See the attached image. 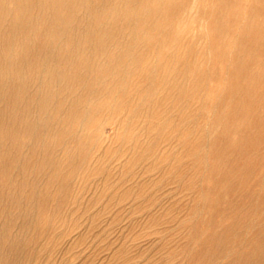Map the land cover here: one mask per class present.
Returning <instances> with one entry per match:
<instances>
[{
  "label": "bare ground",
  "instance_id": "bare-ground-1",
  "mask_svg": "<svg viewBox=\"0 0 264 264\" xmlns=\"http://www.w3.org/2000/svg\"><path fill=\"white\" fill-rule=\"evenodd\" d=\"M262 101L264 0H0V264H18L28 248L14 230L23 209L41 235L76 178L107 179L116 164L148 173L169 159L178 180L203 169L213 181L202 195L209 212L240 214L209 232L196 258L214 264L230 235L232 258L221 264H264V168L256 177L254 167L264 153L253 151L264 149ZM106 123L115 148L103 146ZM224 192L235 199L220 208ZM245 206L260 211L255 225L239 220Z\"/></svg>",
  "mask_w": 264,
  "mask_h": 264
},
{
  "label": "rangeland",
  "instance_id": "rangeland-1",
  "mask_svg": "<svg viewBox=\"0 0 264 264\" xmlns=\"http://www.w3.org/2000/svg\"><path fill=\"white\" fill-rule=\"evenodd\" d=\"M194 14L196 16H199V11H194ZM261 104L262 105H260L259 107L260 108L264 107V101H262ZM100 135H101L102 140L104 141L103 146L109 145L112 148L117 147L118 144H116V142H114L116 140L115 138H117V137L114 135L113 128L109 124L106 123L103 125ZM173 145H175V148ZM171 146L172 147L169 150L170 155L176 154L180 149V148H177L178 146L175 143H173ZM259 149L256 148L255 150H253L254 152L256 151L257 154L254 153L256 156H260L262 153H264V149H262V147H260ZM183 158H185L186 160L188 159L187 157H183ZM173 160L174 159H169L168 162L173 163ZM186 160L182 159V161H181V163L183 162L181 164L182 168H183V166L185 168V166L187 164H189L190 160H188V161H186ZM206 160H207V162L213 161V159L210 155H208L206 157ZM168 162H167V164L162 163V164H159L155 167L153 166L154 168L152 167L151 171H148V173H144V166H142V164H140L138 166H134L135 170H134V168H132L129 170L130 172L129 171L126 172V170L123 169L124 168L123 166L116 164L110 168L109 178H107V179L104 177V175L101 176V177H104V179L103 178L98 179L94 175L88 177L84 181H81L80 177L76 178V180L74 181L76 184L73 182L72 186H71V190H72L71 198L69 200L64 199V201H62V203H60L61 204L60 206H62L64 208L62 209V207H60L61 209H59L58 214H56L57 216L55 214H53V215H55V217L51 215V219L49 221L50 224L48 223V224H44L42 226V228H43L42 231L44 230L45 233H43L41 235L35 233L33 226L31 224L32 219H33L32 218L33 214L31 212L25 213V212H23V210H24L23 209L21 211L22 212L21 216L22 217L24 216V217L23 218L22 217L17 218L18 220H17V225L15 226V228L17 226H18V228L17 229L14 228V230L22 231V234L25 236V238H24V236L22 237V243L25 242L23 240L26 239V245H28V248L25 251H23L21 256L17 257V259H19L18 264H34L35 261H36L35 264H38V263L42 264L43 261H44L43 264H179V263L180 264H199V263L203 264V262H205L207 260L206 257H203L202 260H198L196 258V253H197V250L202 248L204 243H205L204 249H208V241L207 240L209 239V235H210L209 232L211 233V231H215V230L220 231L223 227H225L226 225H229L230 222L234 221L235 219H238L237 217H239L240 214H235V212L233 213L231 211L230 212L224 211L225 213L224 212L223 213H212L211 211L209 212L207 206L206 205L204 206V204L202 203V201H203L202 199H204V196H202V195L207 196L206 194H209L207 192V190H205L204 188H206L208 185L209 186L212 185L213 181L210 179H207V178H203V174L205 173V171L203 169H199L196 178H194L192 176V173H191V176L193 179H191L190 175L187 174L184 176L183 180H178L177 177L174 175L173 171L170 174V171L168 170V166H169ZM184 163H186V164L184 165ZM258 163L259 162H254V165H255L254 167H256V171L258 170V172H256V177L259 176L262 168H264V164H262V163L258 164ZM174 164H175V161H174ZM105 165H106L105 166L106 170H108L107 167H109V165H107V164H105ZM159 168L160 169L162 168L163 170L162 169L160 170ZM186 168H185V170H186ZM106 170H105V173H106ZM133 170H134V172H132ZM137 170L140 171V173ZM154 170L157 172H155ZM166 170H168V171H166ZM160 171H161V173H159ZM135 172H136V175L134 174ZM141 174L142 175L144 174V175L142 176ZM164 175L167 177H165ZM115 176H116V178H115ZM161 176L163 178H165L164 181H163V178ZM117 177H119V179L121 177L122 181H121V179L119 180ZM134 177L135 178L137 177V178L135 179ZM139 177H142V178L139 179ZM101 179H103V180H101ZM148 179H151V180H148ZM107 180H109V181H107ZM135 180L137 181V184H136ZM207 180H208V182H206ZM209 180H210V182H209ZM89 181L91 183L90 186H88ZM106 181H107V184H106ZM111 181H113L112 182L113 184L111 183ZM252 181H253V177H252ZM41 182L43 183V181H41ZM79 182L82 183L83 185H80ZM86 182H88V184ZM153 182H155V183L153 184ZM195 182H197V183H195ZM199 182H200V184H199ZM42 183H40V184H42ZM95 183H96V186H94ZM129 183H130V186L128 185ZM192 183H193V186H192ZM97 184H99V185H97ZM104 184H106L107 186ZM142 184H144V186ZM186 184H189L188 185L189 187L186 186ZM181 185H182V187H181ZM102 186L104 189L102 188ZM113 186H118V187H113ZM125 186H126V188H125ZM137 186H138V189H137ZM176 186H177V188H176ZM179 186L181 187V189ZM190 186H191V188H190ZM199 186H202V187L199 188ZM88 187H89V189H88ZM139 187L142 188L141 193H140ZM148 187H149V189H148ZM131 188H133V189H131ZM136 189H137V191H136ZM50 190H49L50 193L54 192L52 187L50 188ZM103 190L104 191L106 190V191L104 192ZM130 190H132V191H130ZM192 190H194V192ZM74 191H75V193H74ZM84 191H86V192H84ZM144 191H145V193H143ZM181 191H182V194H181ZM79 192H82L83 194L79 193ZM98 192H99V194H98ZM114 192H115V194H114ZM168 192L170 194H168ZM101 193H103L104 195H102ZM122 193H124V194H122ZM76 194L77 195L79 194L78 197ZM132 194H135V195H132ZM179 194L181 196H179ZM198 194H199V196H197ZM223 194H224L223 200L224 201L227 200V202L225 204L224 201L222 200L221 203L219 204L220 208L227 207V203L233 202L235 199L234 198L232 201V197H230L231 194H229V193L224 192ZM226 195H228V196H226ZM145 196H147V197H145ZM177 196H178V198H177ZM97 198H99V199H97ZM239 198L240 197H237L236 200ZM55 199H58V198L56 197ZM156 200H158V201H156ZM77 201H78L79 206L77 205ZM81 201H83V204L81 203ZM197 201H199V202H197ZM52 202L50 203L51 204L50 206H52L51 209L53 208V205H54V201H52ZM150 202H151V204H150ZM70 203H71V205H70ZM87 207H89V208H87ZM200 207H202L203 209ZM66 208H68V209L65 210ZM185 208H188V209L185 210ZM247 208L249 209L248 206L244 207V209H247ZM183 210H185L186 212L185 211L183 212ZM249 210H250L249 216L247 214L246 218L245 217H243L242 219L239 218V220L243 223L244 221H247L249 219V221H251L252 224H254V223L256 224V221H255L256 217L258 215H260L261 213H260V211H256V209L253 210V212H252V209H249ZM201 211H202V213H201ZM192 212H193V214H192ZM226 212H227V214H226ZM206 214L209 217L208 221H207V217H206L207 215ZM46 215L50 216L49 214H46ZM199 215H200V217H199ZM217 215H218V217H217ZM219 215H221V216H219ZM70 216L71 217L73 216V219L70 218ZM232 216H233V219H232ZM63 217H65V218L62 219ZM202 217H203V219H202ZM55 219H56V221H55ZM217 219L222 221V222L219 223L220 221H218ZM64 220H65V222H64ZM193 220H195V221H193ZM215 221H217L219 223V225H217L218 223ZM63 222L65 225H63ZM175 222H177V223H175ZM224 222L226 223V225H224L225 224ZM22 224H24V225H22ZM166 224H168V225H166ZM27 225H28V227H27ZM53 225H54V227H53ZM21 226H22V228H21ZM24 227H25V230H24ZM28 228H31V229H28ZM186 228H187V230H186ZM198 228H200V230ZM45 229L46 230L48 229V230L46 231ZM49 229H51V230H49ZM190 229H191V231H190ZM242 229H243L242 226L238 227V231L242 230ZM14 230L12 229V232H16ZM193 230H194V234H193ZM52 231H54V233ZM201 231H202V234H201ZM32 232H33V234H32ZM56 234H57V236H55ZM186 234L188 236H190L192 234V236H190L191 238L188 237ZM200 234L203 236L200 237L201 236ZM42 235H44L43 238H42ZM52 236H54V237H52ZM193 236H194V238H193ZM245 236L247 239L249 238V236L251 237L250 239H252V232H250V231L247 232ZM230 237H231L230 235H226L225 243L220 244L218 246V248H217L219 250L218 252H219V254H221L223 256H220V257L215 256L214 260H213L214 264H216L217 262H218L217 264H221V263H225V262L231 260L232 254H233L232 248L234 247V245H232L233 247L231 248V246H229V244H226V242H228ZM32 238H35L36 241L31 242L30 240ZM40 239H42V242L39 241ZM250 239H248V240H250ZM51 240H52V242H51ZM188 240L190 243L185 242ZM188 243H189L190 247H192V246L193 247L190 248L188 246ZM24 244L25 243H23V245ZM29 244H30V246H29ZM187 247H189V248H187ZM180 249H181V252H180ZM220 250H221V253H220ZM230 250H232V251H230ZM174 251H175V253H174ZM187 251H189V252H187ZM49 252H50V254H49ZM176 252L178 253V255H176L177 254ZM179 252H180V255H179ZM182 252H183V256L181 257ZM32 255H33V257H32ZM10 256H9V258H10ZM46 256L48 258H46ZM19 257H22V258H19ZM39 257L41 258V260L39 259ZM34 258L35 259L37 258V259L35 260ZM51 259H53V260H51ZM218 260H220V261H218Z\"/></svg>",
  "mask_w": 264,
  "mask_h": 264
}]
</instances>
